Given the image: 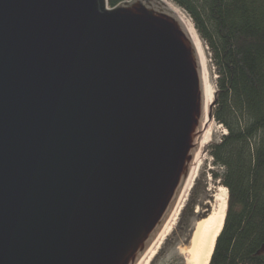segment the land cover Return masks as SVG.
<instances>
[{
	"label": "water",
	"instance_id": "95a60500",
	"mask_svg": "<svg viewBox=\"0 0 264 264\" xmlns=\"http://www.w3.org/2000/svg\"><path fill=\"white\" fill-rule=\"evenodd\" d=\"M194 45L165 0H0V264L141 260L198 152Z\"/></svg>",
	"mask_w": 264,
	"mask_h": 264
},
{
	"label": "trees",
	"instance_id": "16d2710c",
	"mask_svg": "<svg viewBox=\"0 0 264 264\" xmlns=\"http://www.w3.org/2000/svg\"><path fill=\"white\" fill-rule=\"evenodd\" d=\"M170 1L187 12L208 47L216 75L211 111L224 127L209 144L217 167L210 177L228 195L209 264H264V0ZM201 193L195 183L178 216L190 231L211 209L195 211Z\"/></svg>",
	"mask_w": 264,
	"mask_h": 264
},
{
	"label": "bare ground",
	"instance_id": "6f19581e",
	"mask_svg": "<svg viewBox=\"0 0 264 264\" xmlns=\"http://www.w3.org/2000/svg\"><path fill=\"white\" fill-rule=\"evenodd\" d=\"M165 2L173 8V10L182 18L184 21L189 34L191 35L192 39L194 40V46L199 54L200 64H201V71H202V78H203V99L205 104V118L204 124L207 122V112L210 103L213 100L214 88L211 85L208 79V72H207V65L206 59L202 50L201 41L196 34L195 29L193 28L192 23L187 20L184 15L180 12L174 3L170 0H165ZM211 132L209 130H205L202 132L199 141V146L204 145L205 143L210 140ZM197 155V153H196ZM196 155L194 161H196ZM193 161V162H194ZM194 170L191 167L189 172V176L184 183V188L182 193L180 194V198L178 203L170 215L168 221L164 225L163 229L159 233L156 240L152 243V245L148 248L145 254L141 257V260L137 262V264H148L151 258L155 255L158 245L160 244L161 240L163 239L164 235L170 228V225L173 223L176 216L179 213V210L182 207V202L184 201V195L186 191L190 188L194 173ZM227 189L223 186H219L217 188V192H215V204L213 206V210L205 217L200 219L197 225V229L192 235V238L188 240L187 245L179 246L178 252L183 256L185 264H209L211 254L213 252V248L215 245V241L217 238V234L221 231L223 226L226 207H227ZM159 239V241H158ZM157 242V245L155 244Z\"/></svg>",
	"mask_w": 264,
	"mask_h": 264
},
{
	"label": "rangeland",
	"instance_id": "374dc122",
	"mask_svg": "<svg viewBox=\"0 0 264 264\" xmlns=\"http://www.w3.org/2000/svg\"><path fill=\"white\" fill-rule=\"evenodd\" d=\"M177 8L180 10L182 15H184V17L191 22V19L188 16L187 12L179 6H177ZM200 41L206 59V67L208 72L207 77L215 90L216 75L210 59V53L205 43L202 40ZM223 129L224 127L220 124H217L213 119L210 121L207 120L206 124H204L202 132L205 130H209L211 132L210 140H208V142L204 145L198 146V152H196V161H194L192 164V168L194 170L192 173H194V177L190 188L184 195V201L182 202V204L186 202L192 186L197 183L198 190L202 192L199 199L200 201L202 200L203 206H197L195 211L200 212L201 214L206 212L207 205H211L209 213L211 212V210H213V206L215 204V192H217V188L221 186L219 184V179L214 180L210 177L209 172L212 169L216 170L217 167L212 163V158L209 154V144L211 142L219 140L221 134H223ZM210 196H212L214 199L212 204L209 200ZM178 216L179 213L174 216L175 219L173 220V223L170 225L169 230L158 245L155 255L151 258L148 264H185L183 256L178 252V247L187 245L191 231L186 227L185 223L178 224ZM194 224L192 223V228L194 227ZM155 244L157 245V242Z\"/></svg>",
	"mask_w": 264,
	"mask_h": 264
},
{
	"label": "built area",
	"instance_id": "2783aa9c",
	"mask_svg": "<svg viewBox=\"0 0 264 264\" xmlns=\"http://www.w3.org/2000/svg\"><path fill=\"white\" fill-rule=\"evenodd\" d=\"M223 132H224V130H223Z\"/></svg>",
	"mask_w": 264,
	"mask_h": 264
}]
</instances>
